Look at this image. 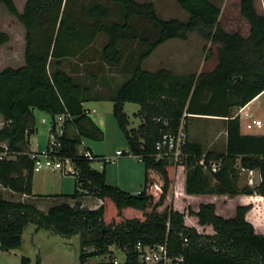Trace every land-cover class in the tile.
<instances>
[{
    "label": "trees",
    "instance_id": "trees-1",
    "mask_svg": "<svg viewBox=\"0 0 264 264\" xmlns=\"http://www.w3.org/2000/svg\"><path fill=\"white\" fill-rule=\"evenodd\" d=\"M76 1L25 0L19 10L16 0H0V8L14 16L25 31L23 62L0 70V154L5 153L0 158V188L28 197L58 199L42 211L33 201L6 198L0 190V248H20L25 228L34 223L36 230L47 229L65 238L78 235L82 264L87 257L107 254L110 247L136 257L138 245L163 243L170 255L183 258L181 264H264V231H258L247 217L252 203L237 205L232 216L218 214L214 203L189 210L199 225L212 228V233L199 232L186 224V213L171 203L177 167L166 159H156V143L163 134L176 133L182 121L188 133L189 114L224 117L227 141L222 153L205 151L187 134L184 191L230 198L259 196L264 201V135L242 134L236 114L264 92V14L257 10L255 0L239 2L240 15L249 25L247 35L227 31L220 23L221 8L211 0H176L188 13L186 20L162 19L150 1L88 0L74 9ZM114 7L121 15L118 20L113 19ZM139 17L158 27L154 38L152 32L136 25ZM190 33L217 44L212 70L177 73L143 68L158 46L171 39L187 40ZM101 35L106 43L100 59L110 67L122 65L124 44L140 46L129 77L108 95L95 94L64 69L66 59L87 56ZM9 41L10 35L0 31V47ZM204 50L209 58L211 48L205 45ZM95 99L112 101L128 153L144 164L143 187L137 193L107 183L105 165L111 160L87 148L93 158L102 161L99 171L91 166L94 159L78 152L82 138H103L84 108L86 101ZM125 102L140 105L137 116L142 121L136 128H128ZM35 109L53 119L59 114L68 116L60 145L53 152L62 159L70 158L78 171L72 193L32 194L35 160L30 157L29 139L36 132ZM201 158L206 163L217 161L218 170L204 169L199 165ZM241 169L259 170L261 182L240 186ZM86 196L101 204L96 208L84 205ZM87 247L94 250L85 252ZM29 263V258L22 257V264Z\"/></svg>",
    "mask_w": 264,
    "mask_h": 264
},
{
    "label": "rangeland",
    "instance_id": "rangeland-1",
    "mask_svg": "<svg viewBox=\"0 0 264 264\" xmlns=\"http://www.w3.org/2000/svg\"><path fill=\"white\" fill-rule=\"evenodd\" d=\"M16 1L19 10H22V4L25 0ZM211 1L221 8L220 23L227 31H237L243 35L248 34L249 25L240 15L239 11L240 0ZM83 2H88V0H77L74 9H79L80 4ZM157 4V13L164 20L171 18L186 20L188 18V13L179 7L176 0H158ZM255 4L258 11L264 13V0H256ZM120 17L121 15L118 9L114 7L113 19L118 20ZM136 25L142 28L144 32H152L151 36L153 38L158 34V27L154 26L144 17H139L136 20ZM0 31H6L10 35V41L0 47V70L7 66L21 64L24 59L25 31L19 21L3 7L0 8ZM105 43L106 37L104 35L99 36L92 48L88 50L87 56H84L82 59H66L64 61V69L73 74L77 81L89 86L95 94L102 92L108 95L112 94L129 77L131 73L130 64L135 60L140 46L132 43L124 44L123 48L126 57L122 65L110 67L100 59L99 53ZM205 45L211 48L212 57H216L217 44L206 41L197 33H190L187 40H168L153 51L144 62L143 68L148 71H155L162 68V62L170 61L171 58H181L185 55L194 57L192 59L196 61L205 55ZM254 106L258 108V116L264 118V96ZM84 108L95 110V112L89 114V117L103 132V138L100 140L86 137L82 138V143L77 148L78 152L82 154L89 148L94 155H103L106 158L114 157V160L105 165L107 183L119 187V182L121 184L122 182H125L124 184L128 183V188L124 190L132 193L142 188L144 182V164L128 153L129 146L127 140L113 115L112 101L108 99L90 100L84 103ZM123 109L128 115V128H136L140 125L142 119L137 116L140 109L139 104L125 102ZM33 113L36 132L31 135L29 144L35 151L42 152L48 145L49 131L52 127L53 118L49 113L38 109H35ZM200 128L201 123H197L194 139L199 141L203 139ZM251 131H255V129ZM117 150H121L125 154L115 156ZM91 166L101 171L103 163L102 161L95 160L91 163ZM176 171L177 173L173 184V197L171 199L173 207L176 210L186 213L185 222L187 225L194 226L198 231L203 233H210L211 228H205L199 225L196 216L189 214V210L197 211L199 206L194 200L187 198L179 192L181 189L176 181L177 176L179 179L181 168L178 167ZM240 172L238 174V183L240 186H243L247 182L254 185V174L253 181H251L252 174L246 171L240 175ZM34 181L36 196L39 194L50 195L53 192H57L54 190H60L63 193L69 192L68 190H71L74 177L72 175L62 176L50 168H43L40 171L34 172ZM52 183L55 185V189L51 191L49 188ZM3 194L6 198L13 200L20 199L18 195H10L5 191H3ZM95 201V199L89 198L85 203L92 204ZM41 204L44 205V202ZM119 254L120 258H122L123 254ZM79 255L80 239L78 235L65 238L47 229L36 230V225L30 223L23 232V243L20 248L11 250H3L0 248V264H22V257L29 258V264H36L38 259L39 264H82ZM101 259L102 257H91L90 262H98Z\"/></svg>",
    "mask_w": 264,
    "mask_h": 264
},
{
    "label": "crops",
    "instance_id": "crops-1",
    "mask_svg": "<svg viewBox=\"0 0 264 264\" xmlns=\"http://www.w3.org/2000/svg\"><path fill=\"white\" fill-rule=\"evenodd\" d=\"M137 2H153L156 10L158 9V0H135ZM256 1V0H255ZM258 10V9H257ZM260 12V11H259ZM262 13V12H261ZM264 14V13H263ZM194 57L185 55L182 56L181 58H171L170 61L167 62H162L161 67L166 68L169 70H172L177 73H189V72H203V71H210L214 68L216 62H217V57H212V55L209 58H206V53L203 57H200L201 59H197L194 61ZM174 59V60H173ZM147 60V59H146ZM145 60V61H146ZM144 61V62H145ZM144 64V63H143ZM185 65V66H183ZM183 66V68H181ZM197 69V70H196ZM264 96V92L255 97L252 101H250L248 104H246L243 107H240L236 110V114L240 118V124H241V133L242 134H262L264 132L263 128H254L255 131L247 130L245 127V124L251 120L250 116H252L253 119H261L264 121V118L258 116V108L254 106L256 102ZM187 122V134H188V139L190 141H195L200 143L205 151H210L214 154H219L222 153L225 150L226 146V141H227V128H226V118L221 117V116H213V115H192L189 114L188 117L186 118ZM197 123H201V128L200 132L202 134L203 139L201 141L194 139L195 132L197 130ZM253 129V130H254ZM30 143V139H29ZM30 146V144H29ZM33 149L32 147H30ZM116 156V155H115ZM114 160V157L112 158ZM181 168V173L179 174V179L177 176V185H179V188L182 193V195L186 196L187 198L194 200L197 205L199 206L200 204H206V203H214L216 205V212L222 216H232L234 214L235 208L239 204H253V209L247 214V217L255 224L256 229L258 231H264V201L262 197L259 196H244V195H239L234 198H230L228 196L224 195H187L184 191V185H185V169L184 166H179ZM178 168V167H177ZM250 172L245 169H241L240 175L244 174L245 172ZM106 172V171H105ZM59 173V172H58ZM177 173V171H176ZM62 176H67L59 173ZM74 177V176H73ZM34 174H33V184H32V194L36 196V192L34 190ZM120 187L122 189L128 188L127 184H124L125 182H119ZM250 185L249 182H247L244 185ZM52 183L50 186V190L52 191L55 189V185ZM75 187V178L72 183L71 190H68L69 192L63 193L60 192V190H54L57 192H53V194L50 195H59V194H69L72 193ZM142 188H139L137 191L133 193H137L141 190ZM1 192L3 191L9 193L10 195H18L20 197L19 200H30L33 201L42 211H46L47 208L53 204L54 201H58V199H53L50 197H41V198H36V197H28V196H23L20 194H15L7 189L0 188ZM178 193V191H177ZM4 195V194H3ZM40 195V194H39ZM42 195V194H41ZM49 196V195H45ZM95 199V203L92 204H87L85 203L86 200L88 199ZM44 202V205L41 204ZM82 202L84 205L89 206V207H97L100 204V200L91 196H86L82 199ZM205 228H211L210 226H203ZM201 232V231H199ZM210 233H212V228Z\"/></svg>",
    "mask_w": 264,
    "mask_h": 264
},
{
    "label": "built area",
    "instance_id": "built-area-1",
    "mask_svg": "<svg viewBox=\"0 0 264 264\" xmlns=\"http://www.w3.org/2000/svg\"><path fill=\"white\" fill-rule=\"evenodd\" d=\"M87 113L95 112V110L86 109ZM186 115V114H185ZM68 116L66 114L56 115L52 121V127L49 131L48 138V146L49 150L45 149L42 152L35 151L32 149L30 152V157L33 158L34 165L33 171H40L43 168H50L52 171H57L63 175H72L75 176L78 174V171L74 167L70 158H60L54 152L53 149L60 145L59 138L65 132V120ZM251 120L245 124L246 129L253 130L254 128H263L264 129V121L261 119H253L250 116ZM44 121V120H43ZM264 135V132L262 133ZM187 141V133L184 127V121H182L181 126L179 127L176 133H165L162 135L161 139L156 143V159H166L173 163L176 167L183 166V159L185 157L184 147ZM84 156L89 159L93 158V155L89 150L83 152ZM123 152L121 150L116 151V156L122 155ZM5 156V153L0 154V158ZM111 158H106V161H109ZM199 165H201L204 169H209L212 172H216L219 167V163L217 161H211L210 163H206L204 158H201L199 161ZM253 174L255 171H249ZM261 177V176H260ZM101 204V200H100ZM99 204V205H100ZM98 205V206H99ZM97 206V207H98ZM89 207V206H88ZM94 208V207H90ZM96 208V207H95ZM93 247L85 248V252L93 251ZM137 255L136 257H131L126 254L119 248L110 247V250L107 254L93 256V257H102V259L98 262H90L91 257H87L85 263L86 264H181L183 261L182 257H175L170 255L167 244H158L155 246H142L138 245L136 248ZM123 254V257L120 258V254Z\"/></svg>",
    "mask_w": 264,
    "mask_h": 264
},
{
    "label": "water",
    "instance_id": "water-1",
    "mask_svg": "<svg viewBox=\"0 0 264 264\" xmlns=\"http://www.w3.org/2000/svg\"><path fill=\"white\" fill-rule=\"evenodd\" d=\"M236 78H238V77H236ZM261 182V177H260V172H259V170H256L255 172H254V185H256V184H259Z\"/></svg>",
    "mask_w": 264,
    "mask_h": 264
}]
</instances>
